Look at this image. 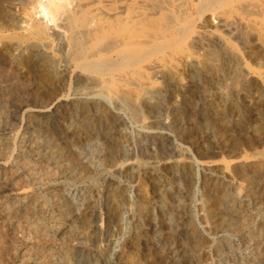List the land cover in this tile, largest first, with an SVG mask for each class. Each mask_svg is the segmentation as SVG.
I'll list each match as a JSON object with an SVG mask.
<instances>
[{
    "label": "rangeland",
    "instance_id": "rangeland-1",
    "mask_svg": "<svg viewBox=\"0 0 264 264\" xmlns=\"http://www.w3.org/2000/svg\"><path fill=\"white\" fill-rule=\"evenodd\" d=\"M73 3L48 26L45 0H0V264H264V21L195 0ZM119 33L156 54L79 70V52L115 57Z\"/></svg>",
    "mask_w": 264,
    "mask_h": 264
},
{
    "label": "bare ground",
    "instance_id": "bare-ground-1",
    "mask_svg": "<svg viewBox=\"0 0 264 264\" xmlns=\"http://www.w3.org/2000/svg\"><path fill=\"white\" fill-rule=\"evenodd\" d=\"M194 1V0H193ZM221 1V2H220ZM195 7L194 9H196V11L199 13H202V12H205L208 8V6L213 2H215L214 4L216 5L218 3V7L216 5V8L217 10L220 9L221 11V8L220 6H224V12H223V15L225 16V21L228 20V21H243V20H248L249 18H259V19H262L264 21V0H195ZM44 3V2H43ZM102 3V2H100ZM148 3H149V6L147 7V9L150 11L151 10V5L153 6L154 5V0H148ZM219 3H222L219 4ZM73 0H45V4H41L38 6V8L40 9L37 13H39L42 17V21L44 20L45 21V24L50 26V25H53L54 22L56 21V17L57 15H61L63 11L67 10V9H70L71 12L73 11H76L74 13H72V16L75 15L76 13L80 12L81 11V8H78L77 10H74L72 8L71 5H73ZM77 4V3H76ZM95 4V3H94ZM75 5V4H74ZM92 5V4H91ZM189 5V4H188ZM220 5V6H219ZM77 6V5H76ZM90 6V5H89ZM211 6V5H210ZM84 7V6H83ZM157 7V6H156ZM190 7V6H189ZM220 7V8H219ZM75 8V7H74ZM161 8V7H160ZM159 8V9H160ZM219 8V9H218ZM222 8V9H223ZM85 9V8H83ZM157 8H155L156 10ZM213 9V7H212ZM215 9V8H214ZM37 10V9H36ZM153 10V9H152ZM164 10V9H163ZM160 9V11H163ZM216 10V11H217ZM175 11V10H174ZM192 11V10H191ZM190 11V12H191ZM195 11V10H194ZM195 11V12H196ZM218 11V12H220ZM223 11V10H222ZM184 12V11H183ZM215 12L212 11V13ZM84 13V12H83ZM158 13V11H157ZM176 14V13H175ZM196 13V15H198ZM217 14V13H216ZM190 15V14H189ZM192 15V14H191ZM195 15V14H194ZM199 15H202V14H199ZM220 15V14H219ZM185 16V15H184ZM165 17V16H164ZM173 17V16H172ZM188 17V16H187ZM192 17V16H191ZM194 17V16H193ZM199 18H201L200 16H198ZM40 18V17H39ZM85 18V17H84ZM72 19V18H71ZM70 19V20H71ZM73 19L75 20V17L73 16ZM72 19V20H73ZM180 19V18H179ZM160 20V19H159ZM175 20V19H174ZM192 20V18H191ZM190 20V21H191ZM197 19H195L194 21H196ZM258 20V19H257ZM40 21V20H39ZM39 21L36 22L39 24ZM41 21V22H42ZM182 21V20H180ZM185 21V20H183ZM189 21V22H190ZM256 21V20H255ZM127 22V21H126ZM132 23H134L135 26H132L130 28V32H132V34H138L137 36H139V33L143 32L144 33L146 32V38L147 39H150L149 37L151 36V33H149L150 31H148V29L145 27V23H142L141 21H131ZM187 22V23H189ZM92 23L94 22H90V19L86 20V26H89V24L91 25ZM176 23H177V20H176ZM182 22H180L181 24ZM185 23V22H184ZM195 23V22H194ZM229 23V22H228ZM231 23V22H230ZM248 23V22H247ZM42 24V23H41ZM72 24V23H71ZM157 24V23H156ZM192 24V22H191ZM218 24V22H217ZM224 24V23H223ZM234 24V22H233ZM236 24V23H235ZM240 24V23H239ZM238 24V25H239ZM257 24V23H256ZM40 25V24H39ZM70 25V24H69ZM94 25V24H93ZM159 25V24H157ZM184 25V24H183ZM189 25V24H188ZM193 25V24H192ZM250 25V24H249ZM32 26V25H31ZM85 26V27H86ZM113 26V25H112ZM182 26V24H181ZM179 26L178 24V27H181ZM185 26V25H184ZM194 26V25H193ZM105 27V26H104ZM196 27V26H195ZM247 27V26H246ZM112 28V27H111ZM144 28H146V30H144ZM153 28V26H152ZM151 28V29H152ZM161 28V27H159ZM172 28V27H171ZM239 28V27H238ZM173 29V28H172ZM183 29V28H182ZM187 29V32L186 33H181L180 31H177L175 29V31H172V30H168V29H165L163 30L161 33L158 32L159 35V40H161V46L163 48H166V49H170V48H174V47H177L179 45V41H180V36L183 37V39H187V36H189V34H193V28H191V26H189ZM226 29V28H225ZM231 29V27H230ZM233 29V28H232ZM249 29V28H248ZM255 29V28H254ZM196 30V29H195ZM67 31V30H66ZM74 31V30H73ZM185 31V30H184ZM247 31V30H246ZM252 31V30H251ZM129 32V33H130ZM230 32V31H229ZM36 33V32H35ZM88 31H78L76 33V38L80 39L82 38L85 34H87ZM177 33V36H175ZM179 33V34H178ZM120 34V33H119ZM128 33H122L120 34L119 36H117L111 43L112 46L109 45V48H113L116 50V52L114 53L115 54V57H112L110 58V56H106L105 54H103L102 50L99 51L98 49V52H97V56L96 57L97 59H88V56H86L85 53L83 52H79V62L77 63L78 64V68L79 70L81 71H84V72H90V73H93V74H99V75H104V73H108V74H111V73H116V72H122V70L124 69L122 64L124 62H126L125 64H129V62H136L134 65H138V62L141 64L143 63V61H147L149 58L153 57L154 53L156 54V52H153V50H151L150 48L153 47L155 45V43L153 41L156 42V40L153 38V41H147V39L145 40H140L139 38H137L138 40H136L135 37L137 36H134V37H130V36H127ZM143 34V33H142ZM140 34V35H142ZM156 34V33H155ZM154 34V35H155ZM217 34V33H216ZM73 35V34H72ZM131 35V33L129 34ZM153 35V33H152ZM158 36V35H157ZM191 36V35H190ZM189 36V37H190ZM144 37V38H145ZM135 38V39H134ZM143 38V37H142ZM157 39V41H158ZM189 39V38H188ZM75 40V39H73ZM151 40V39H150ZM78 41V40H77ZM182 41V40H181ZM184 41V40H183ZM149 42L151 43V46L149 44ZM109 43V42H108ZM160 44V42H157ZM156 43V44H157ZM181 43V42H180ZM229 43V42H228ZM99 44V43H98ZM102 44V43H100ZM99 44V45H100ZM182 44V43H181ZM227 44V43H226ZM225 44V45H226ZM256 44V43H255ZM107 45V44H105ZM231 45V44H230ZM259 45V44H258ZM183 46V45H182ZM227 46V45H226ZM96 47V46H95ZM229 47V46H228ZM172 48V49H173ZM178 48V47H177ZM108 49V48H107ZM113 49H110V51H112ZM179 49V48H178ZM83 50V49H82ZM81 50V51H82ZM105 50H106V47H105ZM102 51V52H101ZM169 51V50H168ZM180 51V50H179ZM159 52V51H158ZM112 53V52H111ZM89 54V53H87ZM175 54V53H174ZM112 55V54H111ZM182 56V55H181ZM77 57V56H76ZM78 60V59H77ZM74 63V62H73ZM117 63L118 65H115ZM114 64V65H113ZM124 65V64H123ZM124 65V66H126ZM122 66V67H121ZM128 66H132V63L131 65H128ZM135 67V66H133ZM157 67V66H156ZM129 69V67H126ZM126 68L124 70H126ZM137 68V67H136ZM127 69V70H128ZM133 69V68H131ZM153 69V68H151ZM160 69V68H159ZM119 70V71H117ZM123 70V71H124ZM140 70V69H139ZM150 70V69H149ZM116 71V72H115ZM140 71H143V70H140ZM158 71V70H156ZM111 72V73H109ZM140 73V72H139ZM142 74V73H141ZM117 75V73H116ZM92 76V75H91ZM97 76V75H96ZM106 77V76H104ZM103 77V79H104ZM115 77V76H114ZM109 79L111 77H108ZM118 78V77H117ZM96 79V78H95ZM99 79V77H98ZM112 79V78H111ZM110 79V80H111ZM100 81V80H99ZM116 81V80H115ZM3 82V81H2ZM123 82V81H122ZM125 82V81H124ZM115 83V82H114ZM121 83V82H120ZM104 84V83H103ZM118 84V83H116ZM7 85V84H6ZM101 85V84H100ZM120 85V84H119ZM111 86V85H110ZM137 86V85H136ZM103 87L105 89H108V84H104ZM139 87V86H138ZM136 88V87H135ZM131 89V88H130ZM6 91V90H5ZM116 91V90H114ZM104 93V92H103ZM105 94V93H104ZM109 95V94H108ZM113 96V95H112ZM114 97V96H113ZM64 99V98H63ZM62 99V100H63ZM25 107V106H24ZM14 108V107H13ZM98 109V108H97ZM21 110V109H20ZM28 110V109H27ZM26 111V110H25ZM24 111V113H25ZM29 111V110H28ZM4 112V111H3ZM2 112V113H3ZM27 112V111H26ZM33 114L35 116H43L45 114V112L47 111H44V110H34L32 111ZM20 113V112H19ZM22 113V112H21ZM105 115V114H104ZM1 117V116H0ZM42 118V117H41ZM1 119V118H0ZM37 119V118H36ZM41 123V122H39ZM42 126V125H41ZM44 126V125H43ZM42 129V128H41ZM46 131V130H45ZM43 133V131H42ZM47 134V133H45ZM107 135V134H106ZM111 135V134H110ZM39 136V135H38ZM38 138V137H37ZM38 140V139H37ZM15 141V140H14ZM2 142V141H1ZM34 142V141H33ZM8 143V142H7ZM56 143V142H55ZM54 143V144H55ZM1 144V143H0ZM5 143H3L2 145H4ZM59 144V143H58ZM56 146V145H55ZM54 146V147H55ZM64 146V145H63ZM2 149V148H1ZM61 150V149H59ZM5 153V152H4ZM61 153V152H60ZM63 153V152H62ZM61 155V154H60ZM56 156H58V153L57 152H52L50 157H53L55 158ZM52 158V159H53ZM51 159V161H52ZM58 159V158H57ZM57 161V160H56ZM59 162V161H58ZM23 163V162H22ZM26 164V163H25ZM54 164V163H53ZM56 164V163H55ZM28 165V164H27ZM58 165V164H57ZM3 164L0 163V167H2ZM29 166V165H28ZM4 167V166H3ZM2 167V168H3ZM6 167V166H5ZM23 167V166H22ZM21 167V168H22ZM30 167V166H29ZM32 167V166H31ZM60 167V166H59ZM65 167V166H64ZM17 168V167H16ZM20 168V167H19ZM33 168V167H32ZM224 168V167H223ZM4 169V168H3ZM10 169V168H9ZM35 169V168H34ZM29 170V169H28ZM33 171V169H31ZM45 170V169H44ZM47 170V169H46ZM70 170V169H69ZM39 171V170H38ZM65 171V170H64ZM18 172V171H17ZM21 173V172H20ZM27 173V172H26ZM19 174V173H18ZM28 174V173H27ZM33 174V173H31ZM30 174V175H31ZM37 174V173H36ZM20 175V174H19ZM26 175V174H25ZM38 175V174H37ZM45 175V174H44ZM21 176V175H20ZM27 176V175H26ZM47 176V175H46ZM28 177V176H27ZM26 177V178H27ZM39 177V176H38ZM17 178V174L16 173H11L10 176H9V180L4 184V186L6 188H9L10 189H13L16 191V197L18 198H22L24 196H26V192L24 193L23 189L21 188H18V189H15L14 188V185H15V179ZM35 178V177H34ZM41 178V177H40ZM29 179V178H28ZM27 179V180H28ZM23 180V179H22ZM31 180V179H30ZM37 180V179H36ZM19 181V180H18ZM20 182V181H19ZM30 182V181H29ZM35 182V181H34ZM27 184V182H26ZM17 185V184H16ZM25 185V184H24ZM29 185V184H28ZM18 187V186H17ZM21 187V186H20ZM3 188V187H2ZM1 188V189H2ZM25 188V187H24ZM28 189V188H27ZM26 189V190H27ZM4 190V189H3ZM8 190V189H7ZM29 191V190H28ZM15 193V192H14ZM141 193V192H140ZM146 195V194H145ZM141 196V194H140ZM14 197V196H13ZM143 199V198H142ZM56 200V199H55ZM23 201V200H22ZM21 202V201H19ZM24 203V202H23ZM60 203V202H59ZM20 204V203H19ZM22 205V204H20ZM64 205V204H63ZM21 207V206H20ZM63 207V206H62ZM36 209V208H35ZM41 210V209H40ZM65 215V214H64ZM73 223V222H72ZM53 231V229H52ZM63 232V231H62ZM56 233V232H55ZM77 233V232H76ZM82 233V232H81ZM17 241V240H16ZM19 241V240H18ZM21 241V240H20ZM19 241V242H20ZM13 242V241H12ZM22 243V242H21ZM14 244V243H13ZM25 244V243H24ZM18 246V245H17ZM15 255V254H14ZM25 255V253H24ZM27 258V257H26ZM25 258V260H26ZM125 259V258H124ZM28 260V259H27ZM22 261V260H21ZM33 261V260H32ZM28 262V261H27ZM37 262V261H36ZM133 262V261H132ZM131 262V263H132ZM128 263V262H127ZM24 264H26L24 262ZM29 264V263H28ZM41 264V262H40ZM130 264V263H129ZM133 264V263H132Z\"/></svg>",
    "mask_w": 264,
    "mask_h": 264
}]
</instances>
